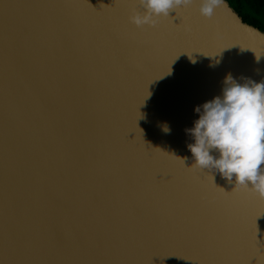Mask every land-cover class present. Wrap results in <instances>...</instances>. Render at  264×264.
<instances>
[{"label":"water","instance_id":"95a60500","mask_svg":"<svg viewBox=\"0 0 264 264\" xmlns=\"http://www.w3.org/2000/svg\"><path fill=\"white\" fill-rule=\"evenodd\" d=\"M200 6L0 0V264H264V199L185 132L227 73L264 79V31Z\"/></svg>","mask_w":264,"mask_h":264},{"label":"clouds","instance_id":"9594fccd","mask_svg":"<svg viewBox=\"0 0 264 264\" xmlns=\"http://www.w3.org/2000/svg\"><path fill=\"white\" fill-rule=\"evenodd\" d=\"M192 0H139L143 14L133 12L129 20L137 27L154 26L170 9ZM217 0H201L200 13L210 16ZM231 73L223 80L221 95L194 107L198 118L186 128L193 142L187 144L194 164L218 172L235 187H250L264 199V79L259 82ZM170 132L165 124L162 129Z\"/></svg>","mask_w":264,"mask_h":264},{"label":"rangeland","instance_id":"374dc122","mask_svg":"<svg viewBox=\"0 0 264 264\" xmlns=\"http://www.w3.org/2000/svg\"><path fill=\"white\" fill-rule=\"evenodd\" d=\"M229 3L232 0H228ZM243 12L247 15L257 17L263 23L264 28V2L263 0H244Z\"/></svg>","mask_w":264,"mask_h":264},{"label":"trees","instance_id":"16d2710c","mask_svg":"<svg viewBox=\"0 0 264 264\" xmlns=\"http://www.w3.org/2000/svg\"><path fill=\"white\" fill-rule=\"evenodd\" d=\"M243 1L244 0H232V2H230V5L242 17L245 23L260 28L262 31H264L263 23L260 19L251 15H247L243 12Z\"/></svg>","mask_w":264,"mask_h":264},{"label":"snow or ice","instance_id":"6c2138e0","mask_svg":"<svg viewBox=\"0 0 264 264\" xmlns=\"http://www.w3.org/2000/svg\"><path fill=\"white\" fill-rule=\"evenodd\" d=\"M133 2H134V0H133ZM108 6H109V9L120 7V5H115V4H113V3H111V4L108 5ZM233 194H236V193H233ZM261 215H264V212H261ZM253 243H254V242H253ZM262 250H264V249H262Z\"/></svg>","mask_w":264,"mask_h":264}]
</instances>
